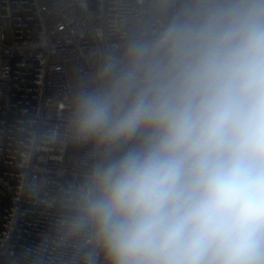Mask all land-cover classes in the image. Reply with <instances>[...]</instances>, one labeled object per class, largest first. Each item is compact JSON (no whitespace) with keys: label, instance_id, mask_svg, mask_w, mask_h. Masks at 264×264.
Masks as SVG:
<instances>
[{"label":"clouds","instance_id":"9594fccd","mask_svg":"<svg viewBox=\"0 0 264 264\" xmlns=\"http://www.w3.org/2000/svg\"><path fill=\"white\" fill-rule=\"evenodd\" d=\"M72 86L83 264H264V0H155Z\"/></svg>","mask_w":264,"mask_h":264},{"label":"built area","instance_id":"2783aa9c","mask_svg":"<svg viewBox=\"0 0 264 264\" xmlns=\"http://www.w3.org/2000/svg\"><path fill=\"white\" fill-rule=\"evenodd\" d=\"M155 0H0V264H83L59 222L87 149L64 139L75 81L155 23Z\"/></svg>","mask_w":264,"mask_h":264}]
</instances>
